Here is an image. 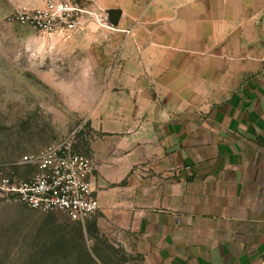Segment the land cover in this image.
<instances>
[{
	"label": "crops",
	"instance_id": "obj_1",
	"mask_svg": "<svg viewBox=\"0 0 264 264\" xmlns=\"http://www.w3.org/2000/svg\"><path fill=\"white\" fill-rule=\"evenodd\" d=\"M262 16L264 0H159L96 39L121 88L84 105L100 204L85 236L148 264H264Z\"/></svg>",
	"mask_w": 264,
	"mask_h": 264
},
{
	"label": "rangeland",
	"instance_id": "obj_2",
	"mask_svg": "<svg viewBox=\"0 0 264 264\" xmlns=\"http://www.w3.org/2000/svg\"><path fill=\"white\" fill-rule=\"evenodd\" d=\"M49 1L68 0H0V177L12 181L37 174L35 165L21 163L24 156L39 154L73 131L76 150L84 154L93 135L84 105L96 88H121L122 62L116 54L96 53V39L129 36L125 31L134 30L159 0H69L85 14L65 32L59 23L42 29L18 21L42 12ZM113 10L124 12L120 32L112 30ZM138 34L145 36V29ZM113 238L90 230L85 236L84 224L62 212L33 210L0 193V264H148Z\"/></svg>",
	"mask_w": 264,
	"mask_h": 264
},
{
	"label": "built area",
	"instance_id": "obj_3",
	"mask_svg": "<svg viewBox=\"0 0 264 264\" xmlns=\"http://www.w3.org/2000/svg\"><path fill=\"white\" fill-rule=\"evenodd\" d=\"M85 11L77 1H49L42 12L20 15L21 24L48 29L59 23V31L76 27ZM264 33V16L259 19ZM77 131L47 146L37 155L24 156L22 164H33L37 174L30 180L12 181L0 177V193L11 202L44 213L62 212L72 222L84 224L100 209L91 174L94 163L76 150Z\"/></svg>",
	"mask_w": 264,
	"mask_h": 264
},
{
	"label": "water",
	"instance_id": "obj_4",
	"mask_svg": "<svg viewBox=\"0 0 264 264\" xmlns=\"http://www.w3.org/2000/svg\"><path fill=\"white\" fill-rule=\"evenodd\" d=\"M120 15H121V12L118 10V11H115L113 13V16H112V24L114 26H116L118 24V21H119V18H120Z\"/></svg>",
	"mask_w": 264,
	"mask_h": 264
}]
</instances>
